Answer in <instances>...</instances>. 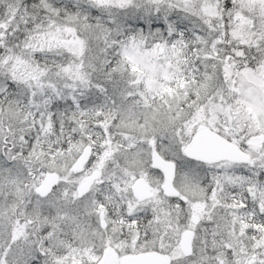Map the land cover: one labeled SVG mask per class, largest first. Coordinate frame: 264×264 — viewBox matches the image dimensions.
<instances>
[{"label": "snow or ice", "instance_id": "snow-or-ice-1", "mask_svg": "<svg viewBox=\"0 0 264 264\" xmlns=\"http://www.w3.org/2000/svg\"><path fill=\"white\" fill-rule=\"evenodd\" d=\"M0 264H264V0H0Z\"/></svg>", "mask_w": 264, "mask_h": 264}]
</instances>
